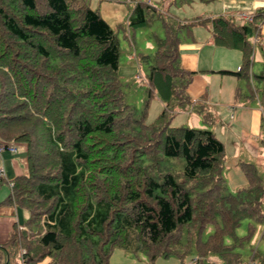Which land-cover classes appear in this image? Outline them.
<instances>
[{
  "label": "trees",
  "instance_id": "1",
  "mask_svg": "<svg viewBox=\"0 0 264 264\" xmlns=\"http://www.w3.org/2000/svg\"><path fill=\"white\" fill-rule=\"evenodd\" d=\"M130 1V31L155 19L164 30L152 35L154 52L140 54L148 67L140 113L126 102L116 31L90 0H0V144H24L27 164L7 181L0 206L28 213L0 243V264H109L115 247L132 246L151 262L178 254L184 264L193 251L191 264H264V251L253 250L249 262L243 257L264 223L258 165L240 161L246 186L226 192L225 144L208 128L171 125L189 109L214 121L186 93L193 72L178 64L180 32L209 27L215 46L242 55L239 69L217 73L264 85V54L254 73L249 42L264 8L245 23L217 16L182 24ZM154 97L162 108L147 122ZM174 159L183 161L180 173Z\"/></svg>",
  "mask_w": 264,
  "mask_h": 264
},
{
  "label": "crops",
  "instance_id": "2",
  "mask_svg": "<svg viewBox=\"0 0 264 264\" xmlns=\"http://www.w3.org/2000/svg\"><path fill=\"white\" fill-rule=\"evenodd\" d=\"M142 1L154 7L161 16H171L182 24L198 17L217 16H225L234 22L245 23L256 11L264 8V0H213L208 3L200 0ZM93 4L91 7L90 0V7L98 11L101 9L102 18L111 28L122 25L129 30L125 24L127 15L132 9V1L94 0ZM153 27H156L159 33L152 31V35L164 34L158 19L145 29ZM249 42L253 49L252 59L253 55L255 56V50L260 49L263 67L264 22L259 26L258 31H254L249 36ZM178 50L179 66L193 72L187 84L186 93L194 103L203 104L214 120L213 123L207 124L203 121L202 113L189 109L180 112L182 115L186 114L180 125H187L193 112L200 114L202 122L206 125L204 128L212 130L225 144L226 161L228 157H232L231 161L226 162L227 172L224 173L226 183L233 180L235 190L242 188L246 186V180L238 163L245 161L256 164L260 156H264V85L255 86L252 82L249 85L244 79L217 73L220 69H239L242 65V55L238 49L215 46L209 27L193 26L188 31H181ZM15 147V153L6 150L0 152V168L5 170L7 181H12L26 170L25 145L17 143ZM230 167L234 169L229 171ZM260 174L263 176L261 172ZM27 216V211L19 206H0V242L8 240L13 225L17 223L21 226ZM48 261L49 258H46L37 264H46Z\"/></svg>",
  "mask_w": 264,
  "mask_h": 264
},
{
  "label": "rangeland",
  "instance_id": "3",
  "mask_svg": "<svg viewBox=\"0 0 264 264\" xmlns=\"http://www.w3.org/2000/svg\"><path fill=\"white\" fill-rule=\"evenodd\" d=\"M93 1L94 0H91V7L94 5ZM118 1L123 2L124 0H118ZM99 2L102 3L103 1H99ZM99 13L101 15V9L99 10ZM116 28L117 26L112 29L116 31L119 40L120 56H119L118 73L121 78L122 88L126 94L125 95L126 102L129 103L132 107L136 108V111L140 113L144 108L148 94L146 92L145 83L144 81H142L143 76H145L148 73V67L147 65L141 64L140 61L142 60L140 59V54L151 55L154 52L152 31H155L157 33H159V31L156 27H153L148 30L139 29L135 31L127 30L124 27L120 29L119 28L116 29ZM161 35L164 36L163 33H161ZM255 51L256 53L255 56L253 55V65L251 67V71H253L254 73H258L262 70V63H261L262 54L260 52V49L258 50L256 49ZM255 85L258 86L257 84ZM161 107L162 106H161V102L159 101V98L158 97L152 98L149 104L147 122H151L155 118V116L160 112ZM185 115L186 114L182 115L181 113L177 114L176 117L173 119L171 125L181 126L180 124ZM188 122L189 123H187V125L185 126L206 129L204 128V126L206 125L202 122L201 116L197 112L192 113L190 121ZM231 158L232 157H228V161L226 162L231 161ZM182 162L183 161L179 159L172 160V164H173L172 170L175 173H180L182 168ZM256 164L258 165L257 166L258 171L261 172L264 177V156H260V159H258V162ZM233 169L234 167H230L229 171ZM234 185L235 183L233 182V180H231L230 183H228L227 185L226 192L235 193L236 190L233 187ZM0 189L2 190L4 195L5 193L7 194L9 192V186L7 180H4L3 182L0 183ZM2 192L0 193V199H2L4 196ZM247 224H248V220H244L241 226L237 229V234L239 236H242L246 233ZM258 225H256V231L251 241L246 243L243 249V257L246 262H249L250 260L249 257L253 250L257 249L259 251H264V240L261 238L262 237L261 234H264V223ZM6 241L0 243H5ZM133 249H134L133 246L128 249L122 247H115L110 255L109 264H181L183 260L179 257L178 254L176 255L172 254L170 256L157 257L154 261L151 262L148 259V257L144 255L142 252H137L134 251L135 249L134 250ZM193 254L194 252L192 251V253L188 254L184 258L185 261L184 264H191L190 259L194 258Z\"/></svg>",
  "mask_w": 264,
  "mask_h": 264
},
{
  "label": "built area",
  "instance_id": "4",
  "mask_svg": "<svg viewBox=\"0 0 264 264\" xmlns=\"http://www.w3.org/2000/svg\"><path fill=\"white\" fill-rule=\"evenodd\" d=\"M5 150L11 153H15L16 152L15 144H10L8 145L7 148L0 144V152L5 151ZM5 177H6L5 170L3 168H0V178H5ZM10 185H12V183H10Z\"/></svg>",
  "mask_w": 264,
  "mask_h": 264
},
{
  "label": "clouds",
  "instance_id": "5",
  "mask_svg": "<svg viewBox=\"0 0 264 264\" xmlns=\"http://www.w3.org/2000/svg\"><path fill=\"white\" fill-rule=\"evenodd\" d=\"M6 178V177H5Z\"/></svg>",
  "mask_w": 264,
  "mask_h": 264
}]
</instances>
